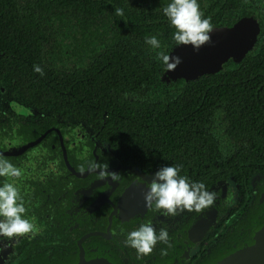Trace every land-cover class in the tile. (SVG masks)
I'll list each match as a JSON object with an SVG mask.
<instances>
[{
	"label": "flooded vegetation",
	"instance_id": "1",
	"mask_svg": "<svg viewBox=\"0 0 264 264\" xmlns=\"http://www.w3.org/2000/svg\"><path fill=\"white\" fill-rule=\"evenodd\" d=\"M171 2L0 0V21L22 20L33 53L0 73V155L23 172L0 186H17L39 229L0 236V264H53L91 244L119 264H203L264 228V0H197L213 29L257 32L242 56L188 79L156 58L178 46ZM97 163L119 181L89 172ZM164 166L215 203L174 217L146 206ZM148 223L169 240L142 255L125 240Z\"/></svg>",
	"mask_w": 264,
	"mask_h": 264
},
{
	"label": "clouds",
	"instance_id": "2",
	"mask_svg": "<svg viewBox=\"0 0 264 264\" xmlns=\"http://www.w3.org/2000/svg\"><path fill=\"white\" fill-rule=\"evenodd\" d=\"M170 24L176 29L173 39L177 45H191L199 50L206 44H211L210 33L213 31L211 18H202L200 5L197 0H172L164 9ZM117 15H123V9H116ZM146 44L153 49L160 48V41L156 36L147 37ZM158 60H162L167 71H174L181 63L178 56H170L158 52ZM34 71L41 76L43 69L34 66ZM108 165L99 163L89 166V172L99 169L100 180L111 178L113 182L119 181L120 175L108 172ZM84 169H81L83 173ZM180 166H164L155 172L153 179L146 186L148 191L144 194L146 206L155 205L157 210L163 209L164 215L176 216L182 212H202L211 207L216 200V193L207 190L203 182H190L186 176L180 175ZM23 172L11 162L0 155V177L20 178ZM26 208L17 186L5 181L0 186V236H23L39 231L34 219L25 218ZM169 233L165 228H156L151 223L142 224L138 229L128 233L125 243L135 249L139 254L148 255L158 242L168 243Z\"/></svg>",
	"mask_w": 264,
	"mask_h": 264
},
{
	"label": "water",
	"instance_id": "3",
	"mask_svg": "<svg viewBox=\"0 0 264 264\" xmlns=\"http://www.w3.org/2000/svg\"><path fill=\"white\" fill-rule=\"evenodd\" d=\"M223 31L213 29L210 33L211 44L202 46L198 51L191 45H178L175 48L171 56H178L181 59L177 68L171 71L180 74L181 77L176 79L195 78L204 73H212L230 54L242 56L251 47L257 32L250 37L239 39L238 34L235 35L238 31L229 30L231 34ZM240 40H244V43H240ZM53 264H119V262L106 247L91 244L89 247H79L73 257H65ZM203 264H264V228L255 231L247 242L233 245L228 251Z\"/></svg>",
	"mask_w": 264,
	"mask_h": 264
},
{
	"label": "trees",
	"instance_id": "4",
	"mask_svg": "<svg viewBox=\"0 0 264 264\" xmlns=\"http://www.w3.org/2000/svg\"><path fill=\"white\" fill-rule=\"evenodd\" d=\"M18 20L3 17L2 21H0V73L2 68L13 66L14 58H19L23 62L24 58H28V54L32 53L30 51V44L26 38V24L23 26L22 20ZM2 52L4 53L3 55ZM17 76L18 74L13 75L18 80Z\"/></svg>",
	"mask_w": 264,
	"mask_h": 264
}]
</instances>
